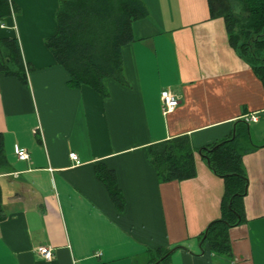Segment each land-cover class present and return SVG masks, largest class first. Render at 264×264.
Segmentation results:
<instances>
[{
    "label": "crops",
    "instance_id": "0c3cea01",
    "mask_svg": "<svg viewBox=\"0 0 264 264\" xmlns=\"http://www.w3.org/2000/svg\"><path fill=\"white\" fill-rule=\"evenodd\" d=\"M123 47L126 84L108 81V96L69 85L70 74L46 45L58 29L60 0H11L0 38H17L28 85L0 73V133L9 169L0 170L5 219L0 264H264V85L230 44L225 21L208 0H143ZM169 90L178 105L163 112ZM256 113L257 121L246 115ZM249 124L259 145L244 155L249 177L246 221L228 231L231 254L203 247L221 216L224 180L200 154ZM187 135L197 175L161 182L151 145ZM25 149L29 159L20 160ZM78 155L72 160L70 153ZM98 166L115 172L125 197L119 210ZM51 247L45 259L39 246Z\"/></svg>",
    "mask_w": 264,
    "mask_h": 264
},
{
    "label": "trees",
    "instance_id": "16d2710c",
    "mask_svg": "<svg viewBox=\"0 0 264 264\" xmlns=\"http://www.w3.org/2000/svg\"><path fill=\"white\" fill-rule=\"evenodd\" d=\"M208 4L211 18L224 19L230 44L264 85V0H208ZM17 10L11 0H0V18ZM148 14L143 0H60L56 14L58 29L47 38L46 45L70 74L71 87L85 84L108 96L109 79L127 82L123 47L134 41V22ZM0 73L15 76L28 85L17 38H0ZM257 147L251 141L249 124L237 121L228 137L200 149L202 158L225 184L221 216L210 223L202 237L203 247L213 252L231 254L228 231L246 221L244 200L249 177L243 158ZM149 156L161 182L182 181L197 175L195 150L187 135L151 145ZM7 169L9 163L0 133V170ZM97 175L119 210H123L125 197L115 172L98 166ZM5 216L0 182V222ZM172 250L157 249L158 258L154 263H166Z\"/></svg>",
    "mask_w": 264,
    "mask_h": 264
},
{
    "label": "built area",
    "instance_id": "2783aa9c",
    "mask_svg": "<svg viewBox=\"0 0 264 264\" xmlns=\"http://www.w3.org/2000/svg\"><path fill=\"white\" fill-rule=\"evenodd\" d=\"M161 99H162V105H163V112L164 113H169L173 111L176 106L178 105V97L172 93L169 90H165L161 94ZM246 120L249 121H257L258 116L256 113L246 115ZM18 157L20 160H27L29 159V153L25 149H20L18 151ZM70 157L72 160H77L78 161V155L75 152L70 153ZM37 251L45 258L48 260H51L54 258V253L51 249V247L48 246H39L37 248Z\"/></svg>",
    "mask_w": 264,
    "mask_h": 264
}]
</instances>
